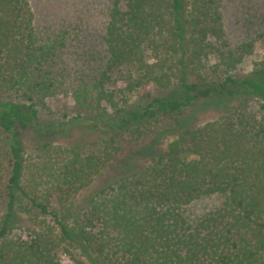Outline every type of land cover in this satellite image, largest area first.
<instances>
[{"label": "trees", "instance_id": "16d2710c", "mask_svg": "<svg viewBox=\"0 0 264 264\" xmlns=\"http://www.w3.org/2000/svg\"><path fill=\"white\" fill-rule=\"evenodd\" d=\"M221 6L110 0L65 86V34L0 0V264H264V62L232 74L264 28L231 47Z\"/></svg>", "mask_w": 264, "mask_h": 264}, {"label": "rangeland", "instance_id": "374dc122", "mask_svg": "<svg viewBox=\"0 0 264 264\" xmlns=\"http://www.w3.org/2000/svg\"><path fill=\"white\" fill-rule=\"evenodd\" d=\"M30 3L39 34H65V45L52 63L54 71L64 78L65 86H71L77 80L87 77L95 66V62L90 60L102 50L100 38L110 0H30ZM221 11L222 24L231 47L254 38L264 28V0H222ZM262 62L264 45L256 41L253 52L235 67L232 74L235 77L247 76L254 68L261 66ZM49 105L50 113L47 118L59 120L64 115H74L69 93L58 94L50 100ZM22 140L27 149L31 148V135L22 134ZM53 140L63 142L64 139L59 135ZM102 180L95 179L88 189L83 190L81 196L100 185ZM200 205H208V202Z\"/></svg>", "mask_w": 264, "mask_h": 264}]
</instances>
